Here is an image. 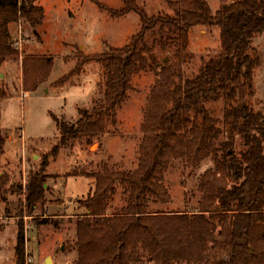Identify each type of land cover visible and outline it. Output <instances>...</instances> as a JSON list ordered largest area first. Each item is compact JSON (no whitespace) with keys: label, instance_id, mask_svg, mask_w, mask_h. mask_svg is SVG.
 Masks as SVG:
<instances>
[{"label":"trees","instance_id":"obj_1","mask_svg":"<svg viewBox=\"0 0 264 264\" xmlns=\"http://www.w3.org/2000/svg\"><path fill=\"white\" fill-rule=\"evenodd\" d=\"M221 1L215 13L206 0H168L172 15L165 10L149 15L135 0H123V8L110 10L114 17L136 12L140 30L124 46L84 59L104 67L103 98L90 109L81 108L74 122L53 115L59 141L26 185L16 186L24 190L18 215L25 209L30 214L43 209L49 190L48 157L57 156L76 140L92 144L104 135L127 101L134 77L150 64H159L146 40L149 33L159 34L162 49L175 42L182 54L189 47L192 27H218L221 45L192 76L170 65L162 67L146 109L135 170H114L101 163L97 171L82 173L94 178L96 185L80 200L86 212L74 222L76 264H131L140 260L142 251L154 264H264V113L247 102L248 81L257 63L250 49L253 39L264 33V0ZM44 19L45 9L36 0H0V68L19 54L11 25L24 20L36 29ZM53 66L52 56L26 55L22 60L25 90L35 91L46 82ZM71 75L56 85H63ZM6 95L0 77V99ZM221 98L227 105L219 119L208 105ZM178 158L188 164L208 159L214 163L201 176L198 208L150 210L151 203L168 193L165 174ZM118 183L128 196L126 204L109 213ZM5 212L11 213L12 208L6 206ZM35 219L39 225L50 222ZM24 244L21 227L17 264L23 260Z\"/></svg>","mask_w":264,"mask_h":264},{"label":"rangeland","instance_id":"obj_2","mask_svg":"<svg viewBox=\"0 0 264 264\" xmlns=\"http://www.w3.org/2000/svg\"><path fill=\"white\" fill-rule=\"evenodd\" d=\"M149 15L165 10L172 15L168 0H135ZM177 1V0H172ZM215 13L221 0H206ZM235 0H226L230 3ZM45 9V19L34 29L26 21L11 25L10 30L19 54L4 62L0 68L6 97L0 99V264H17L15 248L18 230L25 235L24 257L20 264H76L78 258L75 221L86 212L80 200L95 188V179L82 176L95 172L101 163L114 170L133 171L137 168L140 146L144 136L142 125L149 104L151 90L161 78L164 65L181 69L192 76L210 56L220 48V29L197 25L190 29L189 47L182 54L179 45L170 42L167 49L158 43L157 32L147 35L159 64H150L138 73L132 82L127 101L118 109L115 123L107 124V132L92 144L79 139L63 147L54 157H48L49 176L45 204L28 213L18 215L20 199L31 174L40 169L42 162L59 141L53 115L74 122L81 108H92L103 98L105 90L104 67L96 61H86L111 48L127 44L141 27L140 17L130 12L114 17L110 10L123 8V0H36ZM158 40V41H157ZM157 41V42H156ZM26 55H44L54 58L49 79L35 91H26L22 60ZM250 55L257 60L247 86V102L255 111L264 113V33L252 41ZM84 62V63H83ZM72 75L63 85L56 81ZM226 100L209 103V108L222 119ZM210 159L201 164H188L174 159L165 174L167 194L150 210L192 211L202 199L199 187L205 170L213 167ZM127 195L118 183L117 192L110 200L109 213L119 211L126 204ZM14 208L5 212V206ZM35 218L50 222L39 225ZM60 222L55 226L51 222ZM36 225L37 230L32 227ZM131 264H154L147 253L141 252L139 261ZM183 264V263H179Z\"/></svg>","mask_w":264,"mask_h":264},{"label":"crops","instance_id":"obj_3","mask_svg":"<svg viewBox=\"0 0 264 264\" xmlns=\"http://www.w3.org/2000/svg\"><path fill=\"white\" fill-rule=\"evenodd\" d=\"M47 185H48V184H47ZM8 205H9V206H10V205H15V202H13V203H9ZM15 206H16V205H15ZM5 207H6V206H5ZM7 207H8V206H7ZM10 207H11V206H10ZM13 211H14V208L12 209V212H13ZM12 212H11V213H12Z\"/></svg>","mask_w":264,"mask_h":264},{"label":"water","instance_id":"obj_4","mask_svg":"<svg viewBox=\"0 0 264 264\" xmlns=\"http://www.w3.org/2000/svg\"><path fill=\"white\" fill-rule=\"evenodd\" d=\"M50 261H51V258H50V257L46 258V263H47V264H49Z\"/></svg>","mask_w":264,"mask_h":264},{"label":"built area","instance_id":"obj_5","mask_svg":"<svg viewBox=\"0 0 264 264\" xmlns=\"http://www.w3.org/2000/svg\"><path fill=\"white\" fill-rule=\"evenodd\" d=\"M32 229H33V230H37V226L34 225V226L32 227Z\"/></svg>","mask_w":264,"mask_h":264},{"label":"bare ground","instance_id":"obj_6","mask_svg":"<svg viewBox=\"0 0 264 264\" xmlns=\"http://www.w3.org/2000/svg\"><path fill=\"white\" fill-rule=\"evenodd\" d=\"M51 262V261H50Z\"/></svg>","mask_w":264,"mask_h":264}]
</instances>
